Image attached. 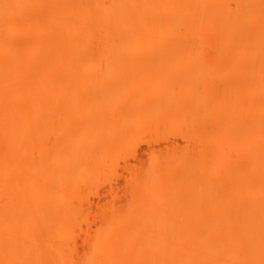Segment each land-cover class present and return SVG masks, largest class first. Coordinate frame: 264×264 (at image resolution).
Returning <instances> with one entry per match:
<instances>
[{"label": "bare ground", "instance_id": "6f19581e", "mask_svg": "<svg viewBox=\"0 0 264 264\" xmlns=\"http://www.w3.org/2000/svg\"><path fill=\"white\" fill-rule=\"evenodd\" d=\"M0 264H264V0H0Z\"/></svg>", "mask_w": 264, "mask_h": 264}]
</instances>
